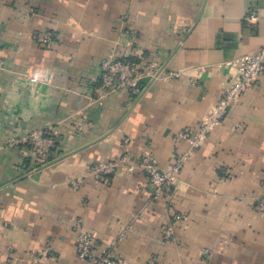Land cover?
Returning <instances> with one entry per match:
<instances>
[{"label":"crops","instance_id":"obj_1","mask_svg":"<svg viewBox=\"0 0 264 264\" xmlns=\"http://www.w3.org/2000/svg\"><path fill=\"white\" fill-rule=\"evenodd\" d=\"M263 42L264 0H0V264H91L77 257L78 219L100 244L115 240L124 264H264V213L253 209L264 71L199 147L174 138L235 79L230 61ZM110 55L151 60L159 74L136 98L98 102ZM34 130L58 140L44 163L25 140ZM125 151L163 169L185 153L173 192L152 196L141 170L90 172Z\"/></svg>","mask_w":264,"mask_h":264},{"label":"built area","instance_id":"obj_2","mask_svg":"<svg viewBox=\"0 0 264 264\" xmlns=\"http://www.w3.org/2000/svg\"><path fill=\"white\" fill-rule=\"evenodd\" d=\"M255 17L253 10L245 14L246 20ZM44 36L43 42L47 41ZM2 48L0 46V65L2 64ZM235 71V79L223 84L219 100L212 109L203 116L195 127H187L178 131L174 138L184 137L189 141L190 148L199 147L209 133L225 118L229 108L235 104L248 88L256 81L258 75L264 71V42L260 48L252 53H244L234 57L230 61ZM100 76L93 87V98L101 102L106 96L118 93H128L136 98L143 90L144 80L154 79L158 76L159 69L151 60L141 62L136 58H118L114 55L103 58L100 62ZM179 73H173L178 76ZM25 140L31 145L37 160L44 163L58 148V140L47 130H34L27 134ZM186 154H179L174 164L163 169L156 159L147 152H142L132 159L127 152H123L116 159L99 162L90 167V172L97 178L106 180V177L123 168L127 172L141 170L148 178L150 194L159 196L171 194L174 182L183 166ZM71 185L76 188L80 179L72 180ZM253 209L258 213H264V194L257 196L253 202ZM181 218L180 214H174L173 219ZM73 229L76 231L77 257L91 264H124L121 254L115 252L116 241L108 244H100L96 235L85 228L80 219L76 220ZM165 239L173 238L171 226L163 230ZM48 252V249L44 253ZM10 258V255L8 256Z\"/></svg>","mask_w":264,"mask_h":264},{"label":"water","instance_id":"obj_3","mask_svg":"<svg viewBox=\"0 0 264 264\" xmlns=\"http://www.w3.org/2000/svg\"><path fill=\"white\" fill-rule=\"evenodd\" d=\"M160 71V70H159ZM159 73V72H158ZM153 80V79H152Z\"/></svg>","mask_w":264,"mask_h":264},{"label":"trees","instance_id":"obj_4","mask_svg":"<svg viewBox=\"0 0 264 264\" xmlns=\"http://www.w3.org/2000/svg\"><path fill=\"white\" fill-rule=\"evenodd\" d=\"M58 145V144H57Z\"/></svg>","mask_w":264,"mask_h":264}]
</instances>
